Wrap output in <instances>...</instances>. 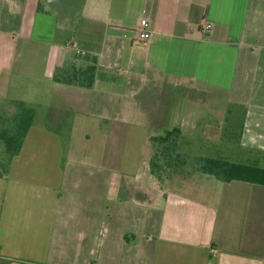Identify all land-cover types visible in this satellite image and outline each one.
Listing matches in <instances>:
<instances>
[{"label": "crops", "instance_id": "obj_1", "mask_svg": "<svg viewBox=\"0 0 264 264\" xmlns=\"http://www.w3.org/2000/svg\"><path fill=\"white\" fill-rule=\"evenodd\" d=\"M79 52L92 89L53 80ZM24 87L0 264H264V185L150 166L164 113L205 157L264 168V0H0V105Z\"/></svg>", "mask_w": 264, "mask_h": 264}, {"label": "trees", "instance_id": "obj_2", "mask_svg": "<svg viewBox=\"0 0 264 264\" xmlns=\"http://www.w3.org/2000/svg\"><path fill=\"white\" fill-rule=\"evenodd\" d=\"M102 70L103 68L99 65L96 56L79 52L65 64L56 68L53 73V80L66 85L92 89L97 74ZM14 104L18 110L13 116V124L11 127H4L0 130V141L4 145V154L0 158V177L3 178L8 175L13 158L22 149L27 132L30 130L35 117V109L27 107L24 101H15ZM180 138L181 131L179 128L167 130L162 135L158 134L151 137V142L155 147L150 162L151 173L159 181L162 180L159 173L162 169H172L175 164L178 167L187 165L186 160L182 159L179 153L176 154L177 159H174L172 154L178 149ZM198 163V171L214 176L219 181L236 180L264 185V168L255 165L236 164L215 157H201Z\"/></svg>", "mask_w": 264, "mask_h": 264}, {"label": "rangeland", "instance_id": "obj_3", "mask_svg": "<svg viewBox=\"0 0 264 264\" xmlns=\"http://www.w3.org/2000/svg\"><path fill=\"white\" fill-rule=\"evenodd\" d=\"M25 85V84H24ZM27 87H29L27 85ZM25 93V87L22 90L16 91L13 90L7 95V98L9 99L8 102L5 104L0 105V130L8 127H11L13 124L12 119L13 116L16 113L17 106L14 104L15 101L10 102L11 100H23L26 99ZM240 115V114H239ZM155 119L157 121L155 122L156 128L154 129V135H162L165 133V131L171 129L174 126V123L168 122V116L166 118V114H155ZM240 117H235L234 126L236 128V134H238V126L240 125ZM179 147L178 149L173 152L174 159L176 158V154L179 153L182 159H185L187 162V165L185 167H178L176 164L173 166L172 169L166 170L165 168L162 169L159 173L161 175L162 180L165 182H169V180L177 179V178H186L196 171L198 172L199 167V158L205 157V156H211L213 154V149L211 147H198L195 145V143H192L189 145L190 142H181V138L179 139ZM183 143L184 145H182ZM4 145L0 141V158L4 154Z\"/></svg>", "mask_w": 264, "mask_h": 264}, {"label": "built area", "instance_id": "obj_4", "mask_svg": "<svg viewBox=\"0 0 264 264\" xmlns=\"http://www.w3.org/2000/svg\"><path fill=\"white\" fill-rule=\"evenodd\" d=\"M211 29V26L208 25V24H205L204 25V30L205 31H210ZM137 36H136V39H135V42L137 44H147L150 39H151V36L153 35L149 25H148V22L146 20H143L141 19L140 20V25H139V28H138V31H137ZM82 54L84 52H81Z\"/></svg>", "mask_w": 264, "mask_h": 264}]
</instances>
